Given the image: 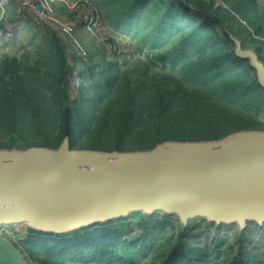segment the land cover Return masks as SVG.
I'll list each match as a JSON object with an SVG mask.
<instances>
[{
    "label": "trees",
    "instance_id": "obj_1",
    "mask_svg": "<svg viewBox=\"0 0 264 264\" xmlns=\"http://www.w3.org/2000/svg\"><path fill=\"white\" fill-rule=\"evenodd\" d=\"M95 2L106 41L127 40L142 58L120 62L102 43L104 54L83 61L56 28H35L15 54H0V150L58 149L68 139L72 150L141 152L264 130V90L234 42L264 66L257 0ZM72 74L80 86L71 99ZM251 224L229 234L232 226L204 218L184 225L173 214L134 212L7 240L27 264H264V223Z\"/></svg>",
    "mask_w": 264,
    "mask_h": 264
},
{
    "label": "water",
    "instance_id": "obj_2",
    "mask_svg": "<svg viewBox=\"0 0 264 264\" xmlns=\"http://www.w3.org/2000/svg\"><path fill=\"white\" fill-rule=\"evenodd\" d=\"M264 90V66L234 39ZM173 214L182 224L264 223V130L223 139L169 141L141 152L58 149L0 150V226L63 234L131 213ZM0 264H27L0 236Z\"/></svg>",
    "mask_w": 264,
    "mask_h": 264
},
{
    "label": "built area",
    "instance_id": "obj_3",
    "mask_svg": "<svg viewBox=\"0 0 264 264\" xmlns=\"http://www.w3.org/2000/svg\"><path fill=\"white\" fill-rule=\"evenodd\" d=\"M213 1L216 4H221L220 0ZM19 3L22 11L31 14L37 28L46 26L56 28L64 40L71 45L74 50V55L83 61H85L87 57L86 48L76 34L75 25L57 16L55 12L56 4L62 5L67 11L72 13L81 11L83 13L81 19L83 30L88 36L100 40L104 44L107 54H112L117 48V43L107 42L106 34L104 32L101 33L103 28L100 27L104 25V23L102 22L101 12L95 0H19ZM0 28H2L6 38L12 36V31L4 24L2 16H0ZM71 65H73V63H71ZM79 86V78L75 74H72L68 90L70 98L71 95H73V97L75 96Z\"/></svg>",
    "mask_w": 264,
    "mask_h": 264
},
{
    "label": "crops",
    "instance_id": "obj_4",
    "mask_svg": "<svg viewBox=\"0 0 264 264\" xmlns=\"http://www.w3.org/2000/svg\"><path fill=\"white\" fill-rule=\"evenodd\" d=\"M55 12L59 18L70 21L75 25L76 34L84 44L89 56H94V54L97 55L95 52L96 51L95 46L98 47L99 45L100 47H102V42L98 39L91 38L83 30L81 26V19L83 13L81 11L72 13L70 11H67L60 4L55 5ZM0 16L3 17V21L6 27L12 31V36L10 38H6L3 30L0 29V41L3 40L5 42H12L15 41L16 39L18 41V35L22 33L24 35L26 34L25 38H27L26 40L28 42L31 38V35L34 33V31H36L35 28L37 27L33 22L32 19L33 17L31 16V14L21 10L19 0H0ZM102 30L105 34H107L106 28H103ZM90 39L92 40V43L94 45L93 44L90 45L89 43V41H91ZM93 41H95L96 44ZM68 47L69 50L72 49L70 44Z\"/></svg>",
    "mask_w": 264,
    "mask_h": 264
},
{
    "label": "rangeland",
    "instance_id": "obj_5",
    "mask_svg": "<svg viewBox=\"0 0 264 264\" xmlns=\"http://www.w3.org/2000/svg\"><path fill=\"white\" fill-rule=\"evenodd\" d=\"M257 2L259 3V5L264 7V0H257ZM100 28H106V26L101 25ZM37 31H40V30L37 29ZM101 33H103V30L101 31ZM25 36H26V34L24 35V34L20 33V35H18V41H17V39L15 41L8 42V43H6L3 40L0 41V54H9V55L15 54L17 49L21 45H25L28 43L26 40L27 38H25ZM118 40L121 42L117 48L119 50V52L122 54V57L119 59L120 62H124L125 59L132 62V61H135L137 59L142 58V56L139 53H136L131 49V45L129 42H127V40H120V39H118ZM93 42L96 44L95 41H93ZM89 43H90V45H92L93 44L92 40L89 41ZM95 48H96L95 52L97 54L96 56H101V54H103V51H105L103 46L100 47L98 45V47L95 46ZM108 57H110V54H108ZM72 97H73V95H71V98ZM230 226H232L231 227L232 230H230L231 232L229 234H233L236 231H242V230H240V227L236 224H233ZM247 227H249L250 229L251 228L253 229V228H255V225L248 223ZM29 230H30L29 226L27 224H24V223H13L10 225H2V226H0V236L4 237L6 239H8V238H14V239L20 238L21 239V238H25V236L27 235ZM210 231L212 233V232H214V229L210 228ZM254 246H255V248H251L252 252L260 253L261 251L256 250V245H254Z\"/></svg>",
    "mask_w": 264,
    "mask_h": 264
}]
</instances>
